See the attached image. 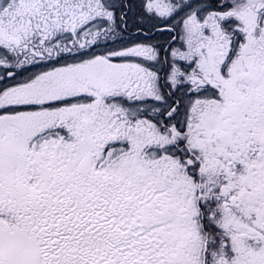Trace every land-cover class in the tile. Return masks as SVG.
<instances>
[{
	"label": "snow or ice",
	"instance_id": "snow-or-ice-1",
	"mask_svg": "<svg viewBox=\"0 0 264 264\" xmlns=\"http://www.w3.org/2000/svg\"><path fill=\"white\" fill-rule=\"evenodd\" d=\"M0 264H264V0H0Z\"/></svg>",
	"mask_w": 264,
	"mask_h": 264
}]
</instances>
